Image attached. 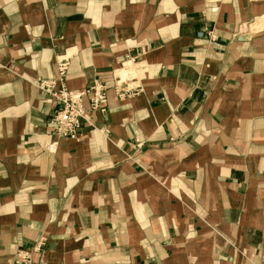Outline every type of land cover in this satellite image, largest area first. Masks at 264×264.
I'll list each match as a JSON object with an SVG mask.
<instances>
[{"label": "crops", "instance_id": "obj_1", "mask_svg": "<svg viewBox=\"0 0 264 264\" xmlns=\"http://www.w3.org/2000/svg\"><path fill=\"white\" fill-rule=\"evenodd\" d=\"M64 56L69 89L109 90L57 140L39 84ZM124 64L141 90L121 99ZM25 250L32 264H264V0H0V264Z\"/></svg>", "mask_w": 264, "mask_h": 264}, {"label": "built area", "instance_id": "obj_2", "mask_svg": "<svg viewBox=\"0 0 264 264\" xmlns=\"http://www.w3.org/2000/svg\"><path fill=\"white\" fill-rule=\"evenodd\" d=\"M250 25L241 24L234 33L235 36H250L252 29ZM203 33H201L202 35ZM70 65L69 57H61L57 60L56 75L52 80L42 81L39 84L42 94L47 101L59 105L51 118L54 124V136L59 139L75 138L80 135L84 120L87 116V108L84 98L89 96V110L91 112L106 111L104 103L107 99L108 85L100 79L83 90H71L66 86L65 79ZM114 71V89L119 98L124 99L137 95L141 90L138 80L137 69L130 64L123 66V72ZM57 142L54 141L49 150L56 149ZM13 264H32V251L25 250L19 253L18 259Z\"/></svg>", "mask_w": 264, "mask_h": 264}, {"label": "rangeland", "instance_id": "obj_3", "mask_svg": "<svg viewBox=\"0 0 264 264\" xmlns=\"http://www.w3.org/2000/svg\"><path fill=\"white\" fill-rule=\"evenodd\" d=\"M255 25V24H254ZM251 26V25H250ZM238 28V27H237ZM252 29V33H251V35H250V37L251 36H253V35H255L257 32H258V29H254V26H252V27H250V30ZM236 37H238V36H236Z\"/></svg>", "mask_w": 264, "mask_h": 264}, {"label": "bare ground", "instance_id": "obj_4", "mask_svg": "<svg viewBox=\"0 0 264 264\" xmlns=\"http://www.w3.org/2000/svg\"><path fill=\"white\" fill-rule=\"evenodd\" d=\"M254 26V29H259L260 27L258 26V23H256Z\"/></svg>", "mask_w": 264, "mask_h": 264}]
</instances>
